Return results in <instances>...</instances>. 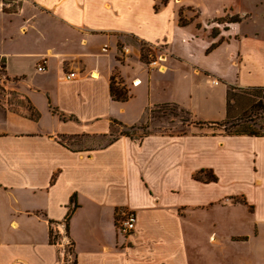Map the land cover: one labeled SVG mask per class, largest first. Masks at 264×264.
Returning <instances> with one entry per match:
<instances>
[{
    "label": "crops",
    "instance_id": "1",
    "mask_svg": "<svg viewBox=\"0 0 264 264\" xmlns=\"http://www.w3.org/2000/svg\"><path fill=\"white\" fill-rule=\"evenodd\" d=\"M18 2L0 0V35L13 31L0 37V264H264V136L206 127L230 87L264 88L260 32L209 23L235 5L204 19L191 0ZM160 106L192 123L129 137L113 123L142 126ZM83 138L101 143H67Z\"/></svg>",
    "mask_w": 264,
    "mask_h": 264
},
{
    "label": "rangeland",
    "instance_id": "2",
    "mask_svg": "<svg viewBox=\"0 0 264 264\" xmlns=\"http://www.w3.org/2000/svg\"><path fill=\"white\" fill-rule=\"evenodd\" d=\"M164 1V0H163ZM204 11V19L209 18L207 16L212 15L216 10L220 9L224 4L232 3L235 9V13L237 15H233L230 13H226L225 16L220 19H211L209 23L223 24L230 21L231 19L239 18L238 24L242 25L243 33H255L256 31L262 37H264V0H191ZM18 0H1V11L2 12H10L14 11L18 6ZM157 8L159 5L156 6ZM194 12H185V16L187 18L192 17ZM1 26V25H0ZM12 30H5V32L1 33L0 37L9 36ZM256 32V33H257ZM2 76V74H0ZM6 94L0 85V105L1 99ZM8 103H11L16 106L18 99L14 97V95H9L7 97ZM16 102V103H15ZM254 107L251 104H256ZM231 107L233 109V116L237 118L239 121L238 124L247 125V130H251L259 135H264V96L263 94L253 93L247 90H238L236 89L233 92V100L230 101ZM234 120V119H233ZM233 120H230L229 124H222L219 122V125H209L206 126L211 128L213 131L220 133L224 136H229V134L234 133L237 130H241L242 127H232L230 126L233 123ZM236 122V121H235ZM177 128H183L186 124L192 123L190 116L178 108L172 106H160L158 108L153 109L151 113V121L143 124L141 127V134L152 133L156 131H162L165 129H171L174 125H179ZM244 126V127H245ZM185 128V127H184ZM246 128V127H245ZM119 131L118 128H114L113 136L115 133ZM68 144L71 145V148H82V147H92L96 146L99 143V139L91 138V139H75L68 140ZM120 237L122 236L118 233ZM54 235V234H53ZM56 240V239H55ZM63 241V240H62ZM61 241V242H62ZM65 245V244H64ZM65 252L70 253L69 245H65Z\"/></svg>",
    "mask_w": 264,
    "mask_h": 264
},
{
    "label": "trees",
    "instance_id": "3",
    "mask_svg": "<svg viewBox=\"0 0 264 264\" xmlns=\"http://www.w3.org/2000/svg\"><path fill=\"white\" fill-rule=\"evenodd\" d=\"M230 22H233V23H237L239 22V18H235V19H231ZM180 24L183 25V22L180 21ZM1 68H2V71H3V64L1 63ZM236 89L230 87L229 90L227 91V104H226V116H225V119L223 121H221V123L224 125V124H229L230 120H233V123L230 124V126L232 127H242L241 130H237L235 131L234 133H231L229 134V136H239V135H247V136H255V137H263L264 135H259L255 132H252L251 130H247V125H242L241 126L238 124L237 121H239L237 118H235L233 116V109L231 107V104H230V101L233 100V92L235 91ZM247 91H250V92H253V93H256V94H263L264 96V88H253V89H249ZM109 94H110V97L115 100V101H120V102H124L128 99V92L127 90L120 86V83L119 82H116V80L114 79V77L111 78L110 80V84H109ZM260 102L256 103V104H251L253 107L254 105H257L259 104ZM34 112V111H32ZM34 114V113H32ZM35 117H37V114H34ZM34 118V117H33ZM236 121V122H235ZM116 126H119V127H122V130L120 132V135L122 136H131L134 132L136 131H139V130H142L141 126H132V127H123L121 126L119 123L117 122H113ZM210 125H219V122H216V123H211ZM246 128H245V127ZM75 208V205L71 206V209L70 210H73ZM49 237H50V240H55L57 239L56 235H53V232L52 230L49 231Z\"/></svg>",
    "mask_w": 264,
    "mask_h": 264
},
{
    "label": "built area",
    "instance_id": "4",
    "mask_svg": "<svg viewBox=\"0 0 264 264\" xmlns=\"http://www.w3.org/2000/svg\"><path fill=\"white\" fill-rule=\"evenodd\" d=\"M105 47L103 48V51H105ZM125 52H127V50H124ZM149 65L154 66L156 65V60H152ZM36 70L37 72H44L45 68H44V62H41L40 64H38L36 66ZM0 74H2V68H1V62H0ZM74 78V73L69 72L66 74V79H72ZM3 78L0 75V85L3 82ZM214 84H217L216 81H214ZM135 224H136V217H135V213L133 211H127L123 214V216L117 221V231L118 233H120L122 236L124 237H128L130 236L134 230H135Z\"/></svg>",
    "mask_w": 264,
    "mask_h": 264
}]
</instances>
